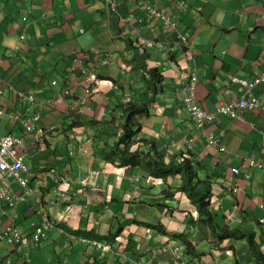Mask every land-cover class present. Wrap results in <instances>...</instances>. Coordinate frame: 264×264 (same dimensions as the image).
Returning <instances> with one entry per match:
<instances>
[{"label": "crops", "instance_id": "crops-1", "mask_svg": "<svg viewBox=\"0 0 264 264\" xmlns=\"http://www.w3.org/2000/svg\"><path fill=\"white\" fill-rule=\"evenodd\" d=\"M116 1L117 11L110 15L102 0H0V57H4L0 105L18 114L34 113V105L14 100L15 91L58 102L44 110L37 128L45 134L43 146L8 115L0 120V138H26L31 153L25 163L34 183L44 181L45 209L59 220L62 230L107 237L125 220L131 222L106 259L82 241L67 243L58 228H45L48 235L39 248L12 251L0 241V264H174L170 253L153 258L152 252L170 239L179 240L176 235L184 236L193 248L183 250L187 264H257L246 242H221L198 226L187 227L181 212L194 210L187 195L166 197L167 190L173 193L179 185V178L134 184L131 169L104 163L103 149L95 154L105 148L103 141L95 146V136L121 131L127 109L142 110L136 111L134 120L142 125L141 136L148 140L144 144L156 143L170 159L174 154L188 156L199 164L201 173L213 178L212 210L217 222L264 233L260 223L264 219V83L254 90L261 107L244 112L243 120L219 115L197 128L180 92V72L188 62L183 52L171 49L179 34L190 38L197 51L191 62L199 74L195 99L215 113L233 97L227 87L231 77L254 79L264 74V0H152L177 21L172 32L163 25L150 30L147 22L141 23L143 13L134 0ZM80 59L76 70L80 78L69 80L72 96L60 102L67 88L65 76ZM150 69L163 79L155 81L153 73H147ZM83 72L88 76L82 78ZM87 85L92 86V94H85ZM232 89L242 92L239 85ZM78 97L83 99L80 105ZM212 138L217 144L211 143ZM69 150H77L73 159ZM251 159L263 168L246 167ZM51 169L65 183L57 184L48 173ZM92 169L101 172V186L96 189L82 183ZM7 182L19 197V182L11 178ZM56 185L72 198L67 206L56 203ZM236 187L238 192L232 190ZM41 209L30 196L16 208L0 211V234L13 225L31 235L42 226ZM64 210L67 218L61 219ZM166 211L169 214L164 216Z\"/></svg>", "mask_w": 264, "mask_h": 264}, {"label": "clouds", "instance_id": "clouds-1", "mask_svg": "<svg viewBox=\"0 0 264 264\" xmlns=\"http://www.w3.org/2000/svg\"><path fill=\"white\" fill-rule=\"evenodd\" d=\"M102 1L106 5L107 12L110 15L114 14L117 11V9H116L117 8V1L116 0H102ZM134 1L137 3L138 8L142 10L141 14L143 13V15L140 14L141 15L140 22L143 24L145 22H147L146 26L150 30H155L156 29L155 27L159 26V25H163V26L169 28L171 30L170 32L177 30V25H178L177 21L174 20V18L170 14H168L164 11H161L159 8H157L155 2H153L152 0H134ZM177 6H178V3L174 2V7L176 8ZM177 10H179V9H177ZM28 18L29 17L27 15L24 16L23 20L25 23L28 21ZM168 19L170 20L169 24L166 23V21ZM81 32L84 34L85 30H82ZM127 47L129 49H135V47H133L130 44H127ZM171 49L173 51L183 52V54L186 58V61L188 62V66L184 70H181V72H180V77H181V80L183 81V85H182V88L180 91L181 97L183 98L182 101L185 103V97L186 96L192 97L196 106L200 107L204 111H207L204 108H202L201 106H199V104L196 102V99H195L197 84L199 82V77H198L199 74H198L196 66H193L192 62H191V61L195 60V56L197 55V51H195L193 49V47L191 46L190 38L185 34H179L177 36V38L172 42ZM13 54L14 53H12L11 55H13ZM82 59L78 60V63H75L72 70L70 72H68L67 75L65 76L67 88H66L64 94H62L58 98V100L60 102H63L68 97L72 96V87H71V82L69 80L72 77H76V75H77L76 70H77L78 65L81 64ZM3 60H4V57H0V61H3ZM192 66H193V68H192ZM83 73L84 74L82 75V78L87 77L89 72H83ZM79 78L76 77L75 81ZM234 78H238V79L243 80V81H248L249 83L255 85L254 88L252 89L253 94L255 95L254 90L260 84L264 83V74L259 75V76L255 77L254 79H243V78H240L238 76L231 77V79H230L231 81L228 82L227 87L230 89L233 97L228 102H226V103L223 102L220 105V107L217 109V111L214 113V114H217V116L224 115V116H230L231 118H234V119L243 120L244 119L243 113L249 112L252 110L241 111V119H239L237 117H233L229 114L226 115V114L218 113L219 109L222 107L223 104H227L230 101H232L235 94H237L238 97H241L242 95L245 94L246 89L240 83L233 82ZM2 83H3L2 77H0V93H2V89H1ZM53 83L56 84V82H53ZM78 84H81V82H79ZM235 85L236 86L239 85L242 87L241 93L238 92L236 89H232V87ZM93 92H94V90L92 89V86L87 85L85 88V94H92ZM81 96L83 98V95H81ZM13 98L16 101H22V102H26V104L34 105L35 106L34 113L18 114L17 112H13L8 107H3L0 105V120L4 115H8L14 121V123H20L23 130L31 138H36L37 140H39L40 146H43V143L45 141V134H44V132L42 133V131L37 130V128L39 127L40 122L42 121V119L44 117V110L47 107H54L55 104L58 103L57 100L53 99L51 97H48L46 99H43L42 101H39L33 95L28 94L26 92H20V91H15ZM82 98L78 97V100L76 101V103L77 104L79 103V105H80V103L83 101ZM259 102H260V106L258 108L261 107V101L259 100ZM185 105H186V103H185ZM186 108H187L188 113L192 117L191 113L189 112L187 105H186ZM258 108H256V109H258ZM253 110H255V109H253ZM207 112H209V111H207ZM209 113H211V112H209ZM130 114L131 113H129L128 116L126 117L125 122L122 125L123 128L121 131H118V132L116 131L114 134H111V135H106V133H104L100 136H95V138L97 139L95 142L96 143L95 146L98 143H100V141H103L104 147H105V148H101V149H96L95 154L99 155L98 153H101L102 149H103L104 151H103L102 155H100L101 156L100 159L104 163H111L113 165H116L117 167L131 169L133 171L132 172L133 177L131 176L132 177L131 178L132 183L138 184V185H143V184L152 185L153 183H155L156 181H158L160 179L151 176L149 171L144 167V165H142L144 168L141 166L124 165L125 160L121 157H118V158L111 157L112 153H118V154L122 155L123 157H124L123 153H126L127 155H129V154L135 155V153L139 154L140 155L139 160L142 164L145 162L148 155H150L152 153V155L154 156L155 152H159L163 155V161L165 163H170L174 160H177L178 162L181 163L185 159L189 160L190 162H192L193 165L198 167L200 178L202 180H206V181L211 182V196L209 199V201H210V212L214 216L215 222L219 225V227H221V228L229 227L231 229H239V230L244 231V232H253L255 234L256 241L258 243L263 244L262 250L264 252V233L263 232L260 234L261 231H254L253 229L244 230L241 228L233 227L230 224L221 225L219 222H217V220H216L217 216L212 210V206L214 203L213 202V199H214L213 189L216 187V185L213 181V178L210 175H206L205 178H203L201 176L202 173L200 172V166L196 161H192L188 156H178L177 154H174V157H172L171 159L165 160L167 158L165 156V153H163L162 150L158 148L156 143H153L149 147L150 149H149L148 153H145L142 151V147L144 145H146L144 143H147L148 140L141 136V134L143 133V128H142V125L140 123H137L134 120V117H135L134 115L131 118L132 123L128 124ZM217 116H216V118H217ZM192 119L195 120L197 128H203L207 122L215 121V119L213 121H205L203 125H199V123L197 122V120L195 118L192 117ZM71 125L74 127H78V125L75 123H73ZM55 129H58V127ZM55 129L50 130V132L51 133L54 132ZM84 133H86V132L84 131ZM7 136H12V137H14L20 141L19 145L16 148L17 154L14 157H8L7 158L8 162L12 165L13 163H15L16 159H21L22 166L24 168L19 171V174H20L19 177H17L16 175L7 173L4 177V179H2V181L0 182V187L2 189H4V191L5 190L8 191L9 196L15 202L14 205H10V203L8 201H6L3 197H1L3 200L0 198V205H2L3 207H2V209H0V211L5 212V210L7 208H16L18 202H22L24 200H27V198L30 196H34L36 198V202L42 208L40 211L42 226L40 228L43 229L44 235L41 237L40 242L38 244H32L31 243L28 246H20L21 249L39 248L41 246V244L45 241V236L48 235L47 232L45 231V228H49V229L58 228L61 232L66 234V237L68 238L67 243L75 242L77 240L82 241V242L88 244L89 246L93 247V249L100 251L101 258L106 259L107 258L106 254L113 250L114 241H120V237L122 236L123 227L127 226V224L131 223V222H128L129 220H125L123 222V224L121 225V227L118 229V231L114 235L109 234L107 237H101V236L82 237V236H78V235H75L73 233L62 230L58 225L59 220L53 219L52 213H49L45 209L44 199H43V195H44L43 192H44V187H45L44 181L34 183L33 182V175L30 173V170H29L27 164L25 163V158L31 153L29 148L27 147L26 138H23V137L19 138V137H15L13 135H7ZM4 137H6V136H4ZM2 138L3 137H1L0 139H2ZM108 139H112V140L108 141ZM128 139H131L132 142L134 141L135 143L132 144V146H130L129 143L127 142ZM211 143L213 145H215V144H217V141L214 138H212ZM42 149H43V147H41V150ZM224 150H225V148H224ZM75 153H77V150L71 151V153H70L71 158H73L75 156ZM107 157H110L111 159H107ZM177 157H179V158L177 159ZM126 162H127V160H126ZM248 162L249 163L246 165V167L257 168V169L263 168V164L259 161H255V160L251 159V160H248ZM141 169L144 172L141 171ZM236 170H237V174H239L240 171L238 169H236ZM134 171L135 172L140 171V172H138L134 176ZM48 173L50 174V176L53 177L52 179H54L57 184L60 183L61 181L63 183H65L64 178L59 177L58 172L55 169H51ZM9 178L14 179V181H18L19 184L21 185L22 194L19 197L17 195H15L12 184L7 182V180ZM20 178H22L21 180H24V183L21 182ZM176 178L180 179V177H176ZM247 178H250V175H247ZM99 179H101V172L99 170L92 169L89 173V176L82 183L85 187L96 189V188H99L101 186V185H99ZM180 184H181V182L179 183V185ZM177 187L174 188L173 193H178V191H176ZM232 190L234 192H238L239 188L236 187V188H233ZM55 199L57 201L56 203L62 204L64 206H67L69 204V202L72 200V198L69 195L65 194L63 192V190L58 185H56ZM190 202H191V200H190ZM191 204H192V202H191ZM192 206L194 207V210L192 212H181L184 214V216L188 220L189 226H187V227H191L193 229H196L198 226L202 230L206 231L207 236L213 238L214 240L216 239V240L221 241V242H227V241H233V240L238 241V242L244 241L247 243L248 248L251 252V248L249 246L247 239H243V240H238V239L219 240V238H217L213 234V232L209 229V227L200 219L198 209L193 204H192ZM61 214L63 215L61 217V219L67 218V217H65L66 216L65 210L62 211ZM163 214H164V216H166L169 214V211H166ZM191 215L193 216L195 223L189 222ZM201 222H203V223H201ZM260 223L264 224V219ZM8 227L17 228V226H13V225L7 226L5 228V230L0 234V241L5 242L9 246H12L11 244L8 243L7 239L4 238V234H5ZM38 227H39V225L35 227L34 232L31 235H24V234L23 235L26 237H30L31 239L32 238L34 239V237L36 235V229ZM158 228H160V227L150 226V229H153V230H156ZM17 229L20 231L19 228H17ZM162 229H163L162 232L164 233L165 230H164V228H162ZM158 230H160V229H158ZM182 235H184V234H182ZM151 237H152V235H151ZM174 238H178L182 242L179 240L170 239V242L168 244H165V246H162L160 249L158 248V249L153 250V252H152L153 258L159 257L161 254L170 253L172 259L174 260V264H187L183 260V256H184L183 250L185 247H187V249H188V245H187L188 241L185 237L180 238L179 235H176ZM108 239H110V240H108ZM192 249L193 248H191L189 251H191ZM251 254H252V252H251ZM254 260H255V258H254Z\"/></svg>", "mask_w": 264, "mask_h": 264}, {"label": "trees", "instance_id": "trees-1", "mask_svg": "<svg viewBox=\"0 0 264 264\" xmlns=\"http://www.w3.org/2000/svg\"><path fill=\"white\" fill-rule=\"evenodd\" d=\"M147 73H153L155 81L163 79L160 72H157L156 69H150ZM142 111V110H136ZM133 109H127V112L131 113L128 124L132 123V116L136 113ZM124 141V140H123ZM125 142V141H124ZM123 143V142H122ZM69 157L71 158V150H69ZM124 157L118 153H112L111 157L118 158L121 157L125 160L124 165H133L141 166L149 171L150 175L167 180L168 178L180 177L181 184L178 185L176 191L186 194L191 200L192 204L198 209L200 219L209 227L213 234L219 238V240L227 239H238L243 240L247 239L251 252L257 264H264V252L262 250V243H258L255 239V234L253 232H244L239 229H231L229 227L221 228L215 222L214 216L210 212V196H211V182L202 180L199 175V169L192 164L189 160H184L183 162H178L174 160L170 163H165L163 161V155L159 152H155L154 156L152 153L147 156V159L142 164L139 160V154L127 155L123 153ZM76 156V153H75ZM74 156V157H75ZM73 157V158H74ZM71 158V159H73ZM179 157H177L178 159ZM107 159H111L107 157ZM127 160V162H126ZM143 167V168H144ZM175 193H172L169 190L166 191L167 198H173ZM190 223H195L193 216L189 219ZM201 222V223H203ZM163 231L162 228H158ZM179 237H184L179 235ZM110 240V239H108ZM188 251L192 248L191 244L187 242Z\"/></svg>", "mask_w": 264, "mask_h": 264}, {"label": "built area", "instance_id": "built-area-1", "mask_svg": "<svg viewBox=\"0 0 264 264\" xmlns=\"http://www.w3.org/2000/svg\"><path fill=\"white\" fill-rule=\"evenodd\" d=\"M166 23L169 24L170 20L168 19ZM233 82L240 83L246 89L245 94L241 97H238L237 94H235L232 101L227 104H223L218 113L226 115L229 114L233 117L241 119V111L256 109L260 106V102L252 91L255 85L238 78H234ZM185 103L188 106L189 112L191 113L192 117L197 120L199 125H203L205 121H213L217 116V114L209 113L196 106L192 97L186 96ZM19 143L20 141L12 136H6L0 139V182L2 181V179H4L7 173L19 177V171L24 168L22 166L21 159H16L15 163H13L12 165L7 160L8 157H14L17 154L16 148ZM21 179L22 178H20V180ZM21 182L24 183V180H21ZM0 196L8 201L10 205L15 204L13 199L9 196L8 191H4V189H2L1 187ZM2 207L3 206L0 205V209H2ZM43 235L44 231L40 227L36 229V235L34 239L24 236L17 228L8 227L4 234V238L7 239L8 243L11 245L28 246L31 243L38 244Z\"/></svg>", "mask_w": 264, "mask_h": 264}, {"label": "rangeland", "instance_id": "rangeland-1", "mask_svg": "<svg viewBox=\"0 0 264 264\" xmlns=\"http://www.w3.org/2000/svg\"><path fill=\"white\" fill-rule=\"evenodd\" d=\"M17 129L19 130V128H17ZM127 142L129 143L130 146H132V144L135 143L134 141L132 142L131 139H128ZM149 149H150V148H149V146H147V145H144V146L142 147V151L145 152V153H148V152H149ZM168 159H170V158H166L165 160H168ZM260 169H262V168H260ZM201 176H202L203 178L206 177V175H205L204 173H202ZM19 186H20V191L22 192L21 185L19 184ZM2 245H4V244H2ZM5 246H7V244H6ZM8 246H9V245H8ZM9 248H11L12 251H14V249L19 250V251L21 250V247L18 246V245H12V246H9Z\"/></svg>", "mask_w": 264, "mask_h": 264}]
</instances>
